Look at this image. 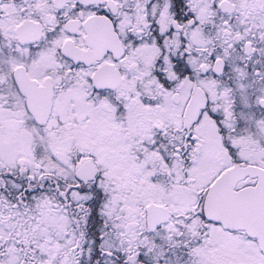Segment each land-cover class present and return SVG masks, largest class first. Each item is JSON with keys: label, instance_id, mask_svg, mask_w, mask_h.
Masks as SVG:
<instances>
[{"label": "snow or ice", "instance_id": "snow-or-ice-1", "mask_svg": "<svg viewBox=\"0 0 264 264\" xmlns=\"http://www.w3.org/2000/svg\"><path fill=\"white\" fill-rule=\"evenodd\" d=\"M0 264H264V0H0Z\"/></svg>", "mask_w": 264, "mask_h": 264}]
</instances>
